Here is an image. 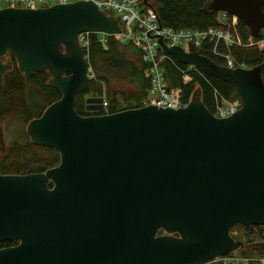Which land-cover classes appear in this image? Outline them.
Returning <instances> with one entry per match:
<instances>
[{"label": "water", "instance_id": "water-1", "mask_svg": "<svg viewBox=\"0 0 264 264\" xmlns=\"http://www.w3.org/2000/svg\"><path fill=\"white\" fill-rule=\"evenodd\" d=\"M263 5L210 0L207 9L236 15L257 36ZM83 31L121 29L92 0L0 8V56L12 53L26 80L48 71L62 94L26 125L30 141L56 149L59 163L0 173V242L17 241L0 248V264H199L244 248L230 228L264 224V58L230 68L159 39L179 63L229 82L241 106L217 117L195 90L177 109L80 115L75 97L90 81ZM7 68L0 61V78ZM101 101L87 97L86 109L102 110Z\"/></svg>", "mask_w": 264, "mask_h": 264}, {"label": "trees", "instance_id": "trees-1", "mask_svg": "<svg viewBox=\"0 0 264 264\" xmlns=\"http://www.w3.org/2000/svg\"><path fill=\"white\" fill-rule=\"evenodd\" d=\"M210 0H150L163 25L174 28H206L216 25V11L207 9ZM264 10V6H263ZM238 28L243 39V46H229L227 50L237 63L251 67L260 63L264 58V43L256 41L262 36H251L247 26L239 20ZM206 55L216 63L223 62L212 56ZM88 67L94 73L86 91L97 92L94 96H105L108 100L106 110L84 111L81 96L78 92L75 97V109L80 115H95L113 113L127 108H136L142 105V98L146 94L148 79L143 73V64L140 51L131 43H122L113 36L107 37V47L104 48L98 35L91 34L90 44L85 51ZM14 57V56H13ZM179 66L181 63L175 62ZM166 77L172 86H182L184 98L198 90L201 101L210 110L214 111L216 98L233 99L238 97L233 86L220 78L207 75L199 77L192 75L186 84H182L181 76L176 66L171 63L165 65ZM48 71H35L29 80H26L17 62L12 69L0 78V123L19 121L21 125L11 136L7 152L0 153L1 174H27L42 172L56 166L60 161L59 152L47 145L36 144L30 141L25 126L28 121L41 115L42 111L52 102L61 97V92L50 85ZM264 81V69L262 70ZM129 85V93H123L118 86ZM105 91H104V88ZM134 99V104L126 107L117 106V96ZM51 186V183H49ZM246 231L247 241L244 242L246 251L244 256L264 257V224L243 226ZM251 236V237H248ZM15 239H6L0 245H15ZM258 264V263H253Z\"/></svg>", "mask_w": 264, "mask_h": 264}, {"label": "built area", "instance_id": "built-area-1", "mask_svg": "<svg viewBox=\"0 0 264 264\" xmlns=\"http://www.w3.org/2000/svg\"><path fill=\"white\" fill-rule=\"evenodd\" d=\"M78 0H0L2 7L17 8H39L47 7L59 3H70ZM97 6L116 19L110 12H115L120 17L118 25L121 31L113 34L105 32L83 31L77 36L78 43L82 48L85 59L87 55L85 51L90 44L92 33L98 35L100 44L107 47V37L113 36L122 43H131L140 51V59L143 64L144 76L148 79V87L146 94L142 98V105L156 104L158 106H170L174 109L185 106L190 100L183 95L182 86H172L166 77L167 63L174 64L180 73L182 84H186L191 76L206 77L204 71L194 64H182L173 56L161 50L159 39L170 47L172 45L182 48L185 52L198 51L202 54L209 52L212 56L220 59L227 67H247L241 63H237L232 57L227 47L237 45L243 46L238 24L239 19L236 15L226 11H216L215 26L206 28H174L172 26L163 25L155 10L154 5L149 1L150 5H145L141 0H92ZM0 7V8H2ZM117 20V19H116ZM259 34L262 36L257 44L264 43V27L261 28ZM206 55V54H205ZM179 63V62H178ZM89 78H94V73L88 67ZM192 95V94H191ZM102 97V110H106L108 100L104 95ZM141 105V106H142ZM241 106L239 97L233 99L216 98L214 111L217 117H226L236 111ZM264 264V257H250L232 251L226 254L217 255L213 258L205 260L199 264Z\"/></svg>", "mask_w": 264, "mask_h": 264}, {"label": "rangeland", "instance_id": "rangeland-1", "mask_svg": "<svg viewBox=\"0 0 264 264\" xmlns=\"http://www.w3.org/2000/svg\"><path fill=\"white\" fill-rule=\"evenodd\" d=\"M150 1V0H149ZM141 3H142V0H141ZM3 4H0V7H2ZM112 15H114L117 19V21H120V17L116 15L115 12H110ZM104 88V87H103ZM118 89L123 92V93H129V85H121V86H118ZM104 91H105V88H104ZM83 94L81 96V99H82V107H83V110L84 111H87L86 109V106H85V98L89 97V96H94L95 94L94 93H97V92H91V91H86V89L84 91H82ZM102 95L105 96V93H103ZM106 97V96H105ZM107 99V98H106ZM117 106L118 107H126V106H131L134 104V99L132 98H123L121 97L120 95L117 96ZM10 125L8 127H5L4 130V137H5V143H3L2 145L7 147L9 144H10V141H11V136L17 132V129L21 127L22 124H20L19 121H10L9 122ZM26 128V126H25ZM1 155V154H0ZM243 226L242 224H235L233 225L229 232L231 234L232 237H234L235 239H238V240H241V241H245V242H248L247 241V235L245 236V233L246 231L243 229ZM165 232L160 229L156 235H159V234H164ZM248 237H251V236H248ZM242 249H238V250H235L237 253L239 254H244V252L246 253L245 250H243V252L241 251Z\"/></svg>", "mask_w": 264, "mask_h": 264}, {"label": "flooded vegetation", "instance_id": "flooded-vegetation-1", "mask_svg": "<svg viewBox=\"0 0 264 264\" xmlns=\"http://www.w3.org/2000/svg\"><path fill=\"white\" fill-rule=\"evenodd\" d=\"M14 55L10 52H6L4 54H2L0 56V61L7 67V65H10V68H7L5 70V73L8 72L9 70L12 69V66H13V63H14V59H15V62H17L15 56L13 57ZM4 73V74H5ZM90 97V96H89ZM86 99V98H85ZM87 105V103L85 102V106ZM89 111V110H87ZM10 125L9 122H1L0 123V131H2L3 133V136H2V140L0 142V153H4V152H7L8 151V148H9V145L6 147L5 144L4 146L2 145L3 143H5V137H4V130L5 127H8ZM11 246V245H9ZM3 247H7V246H3V245H0V248H3Z\"/></svg>", "mask_w": 264, "mask_h": 264}, {"label": "clouds", "instance_id": "clouds-1", "mask_svg": "<svg viewBox=\"0 0 264 264\" xmlns=\"http://www.w3.org/2000/svg\"><path fill=\"white\" fill-rule=\"evenodd\" d=\"M264 6V5H263Z\"/></svg>", "mask_w": 264, "mask_h": 264}]
</instances>
